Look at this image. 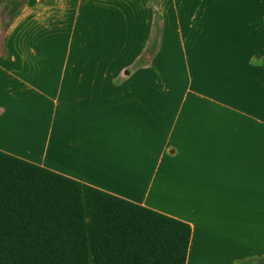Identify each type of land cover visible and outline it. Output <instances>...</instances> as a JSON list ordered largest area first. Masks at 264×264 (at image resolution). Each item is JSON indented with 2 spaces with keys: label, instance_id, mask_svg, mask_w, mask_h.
<instances>
[{
  "label": "crops",
  "instance_id": "1",
  "mask_svg": "<svg viewBox=\"0 0 264 264\" xmlns=\"http://www.w3.org/2000/svg\"><path fill=\"white\" fill-rule=\"evenodd\" d=\"M4 2L0 151L188 223L186 264H264V0H159L153 57V0Z\"/></svg>",
  "mask_w": 264,
  "mask_h": 264
},
{
  "label": "trees",
  "instance_id": "2",
  "mask_svg": "<svg viewBox=\"0 0 264 264\" xmlns=\"http://www.w3.org/2000/svg\"><path fill=\"white\" fill-rule=\"evenodd\" d=\"M28 2L5 0L6 29ZM191 235L186 222L94 187L85 194L80 181L0 151V264H186Z\"/></svg>",
  "mask_w": 264,
  "mask_h": 264
}]
</instances>
